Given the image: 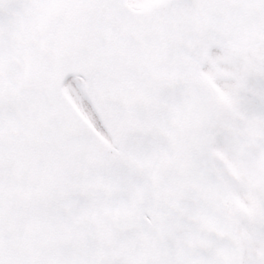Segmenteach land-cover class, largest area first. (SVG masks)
<instances>
[{
    "label": "snow or ice",
    "instance_id": "6c2138e0",
    "mask_svg": "<svg viewBox=\"0 0 264 264\" xmlns=\"http://www.w3.org/2000/svg\"><path fill=\"white\" fill-rule=\"evenodd\" d=\"M129 2L0 0V129L6 105L5 41L13 30L21 39L34 34L37 43L31 49L20 50L24 58L21 71L27 78L16 103L36 108L38 119L33 130L45 143L54 146L49 154L53 167L64 168V178L49 183L38 198L17 197L11 201L7 179L12 173L5 168L7 146L0 134V264H137L116 242L124 239L123 235L95 230L84 238L67 234L78 223L81 212H92L98 207L91 194L83 201L79 199L78 182L94 181L98 176L94 172L85 177L75 165L67 167L82 150V132L74 119L58 112L65 90L82 107L92 104L83 92L80 69L90 70L95 84L101 88H111L120 80L133 83L131 99L120 106L117 115L124 127H115L117 147L126 149L139 139L137 122L147 121L160 100L174 95L175 85L161 77L151 56L153 45L161 37L160 28L166 23L170 25L173 13H203L207 32L215 31L212 24L217 18L232 23L233 37L240 34L237 27L250 33L264 31V0H155L153 11L141 17L129 12ZM26 23L32 29H26ZM145 33L150 35L145 37ZM40 41H47L50 47L41 48ZM136 58L143 61L139 70L130 67ZM73 117L78 120L74 113ZM112 135L109 128V136ZM25 222L31 223V232L25 231ZM48 226L57 235H51ZM141 264L164 262L148 260Z\"/></svg>",
    "mask_w": 264,
    "mask_h": 264
},
{
    "label": "water",
    "instance_id": "95a60500",
    "mask_svg": "<svg viewBox=\"0 0 264 264\" xmlns=\"http://www.w3.org/2000/svg\"><path fill=\"white\" fill-rule=\"evenodd\" d=\"M152 11L135 12L132 15L135 17L144 16ZM203 15L201 12L173 13L170 25L166 23L159 31L162 37L165 27H169L171 31L178 29L181 32L178 40L181 42L175 41L167 56L153 60L161 77L166 78L169 83L178 77H184L186 81L182 84L181 81L177 80L181 85H178L175 89L182 94L192 93L191 96L202 93L198 70L209 51V47L212 45V40H218V43H220L233 39L230 34L234 31V26L230 21L217 18L212 24L215 31L207 32L202 21ZM242 23L243 21H241ZM25 28L30 30L32 25L26 23ZM235 30L239 31L240 28L237 27ZM35 43L37 41L34 34L32 37L21 39L17 32L13 30L5 41L4 56L6 105L3 128L0 129V134H2L7 146L4 155L5 168L12 173L11 177L7 179L8 193L15 189L16 198L26 199L38 198L46 191L49 183L64 178V168L60 165L53 167L49 159V154L54 151V146L45 143L43 138L37 136L33 130V126L38 119L36 108L34 106H18L16 103L27 78L26 73L21 71L24 58L20 54V50L31 49ZM39 46L44 49L50 47L47 41H40ZM89 71L80 69L79 73L88 78L89 94L97 104L104 122L107 123L108 131L109 128L113 130L112 137L117 143L118 137L115 135V127H124V122L117 120L119 108L122 104L130 101L132 91L125 86L127 80H121L119 86H115L114 89H112V85L106 91L103 90L102 93H97L93 87L94 79H91ZM103 94L106 97H103ZM58 112L69 119H74L75 126L82 132L80 136L82 150L75 155L73 160L69 161L67 167L75 165L76 169L85 177L91 176L94 172L98 176L94 181L78 182L81 192L79 199L83 201L87 194H91L98 207L92 212H81L76 226L68 230L67 234L69 236L84 238L94 230L113 235L120 234L124 236V239L116 242L121 250H125L122 246L126 243L128 234H130V237L132 235L134 240L137 238L139 245H143L149 234L162 233L169 242H173L172 238H175L176 243H181L178 247L179 264H193L191 257L196 262L198 257L205 251L212 252L215 257H218L220 264H229L227 248L232 253L236 239L235 243L234 239H230L226 245L225 233L229 230L226 226H215L218 221L219 203L222 204L225 193L222 183L212 175L208 149L203 150L204 144L199 139L208 138L202 130L198 136L196 135L198 130L192 131L198 143L196 152H193L195 158L192 157L189 166L181 168L183 162L186 161V157L180 159V145L185 144L186 139L191 136L192 122L185 121L184 129L174 128L175 138L178 140L175 145H178V148L173 150L170 159H173L177 154L176 169L178 173L175 172L171 176L166 169V164H170L171 161L167 163L162 158L157 160L156 156L153 158L152 154V157L148 159L141 156L139 149L149 150L152 148L155 143L160 141L162 133L156 130L150 119L138 121L140 125L137 124L136 127L139 139L129 146L138 149L134 154L139 158L136 167L139 172L135 171L132 175L126 172V169L128 166L135 168V160L129 157L125 158L122 151L116 152L113 150L81 118L65 95L58 106ZM73 113L75 117H78V120L73 117ZM175 145L171 144V147L173 148ZM169 149L170 147L166 145L163 150L168 151ZM36 152H39V155H33ZM165 153L167 154V152ZM189 154H191V151ZM115 155L121 159L120 170L116 165L109 164L107 167L103 163L109 161ZM171 168L173 169L172 165ZM140 175L153 183L151 187L157 195V204L148 206L141 203L140 199L142 197H138L137 191L144 192L142 190L144 180L140 178ZM166 176H171L168 191L163 190ZM128 186H130L129 189ZM178 207L180 208L179 213H177ZM148 212L156 214V219H160L162 225H165L155 226L153 220L144 219ZM180 217H182L183 226L173 224L175 219ZM176 221L179 222L178 219ZM48 227L51 235H57L52 226ZM12 228L15 229V224L12 225ZM32 230L31 223L25 222V231L31 232ZM166 230L170 231L169 234L164 232ZM207 238L215 241V243L211 244ZM191 241L193 242L190 248L192 256H189L185 244ZM220 247H223V249H220ZM132 258L139 264L140 255L135 254Z\"/></svg>",
    "mask_w": 264,
    "mask_h": 264
},
{
    "label": "rangeland",
    "instance_id": "374dc122",
    "mask_svg": "<svg viewBox=\"0 0 264 264\" xmlns=\"http://www.w3.org/2000/svg\"><path fill=\"white\" fill-rule=\"evenodd\" d=\"M153 0H150L149 3H136L135 0H131L132 4L135 7H140V6H148L152 3ZM214 55L213 57H215V61L216 64L222 69L225 70L227 73H229L228 71L230 70L228 66L226 65H230L231 61L235 60L233 57H227L225 56L223 53H221L220 51H214L213 52ZM84 92V91H83ZM78 104V103H77ZM78 106L82 109L83 113L87 116V118L99 129H101V124L100 121L96 115V113L93 111L92 107L90 105H86L85 107H82L81 105L78 104ZM87 109V110H86ZM95 121V123H94ZM232 140V143L234 144V147L236 148V151L234 154L231 151V154L233 156H230L231 154H227V153H223L221 152V154L223 155L224 159L232 164V166L240 161V157H244V150L246 148V146L251 145V149H250V157L254 158V160L260 161V162H264V138H256L257 143L254 144V142L252 140H249V138H230ZM241 153H239V152ZM240 163H237L235 165V173H236V182H235V200L238 204L239 203V198L241 197V192H244L245 189V184L248 183V179L246 175H243L239 169L237 168L238 165ZM255 184H253L254 187ZM261 192V191H260ZM256 199V195H250L249 196V200L251 203L254 202V200ZM231 203H235L234 201ZM235 207H236V203H235ZM255 244H254V248L250 249V251L248 250V252L245 254V264H253L259 261L260 258V254L262 252L263 249H261V246L258 244L257 240H254Z\"/></svg>",
    "mask_w": 264,
    "mask_h": 264
}]
</instances>
